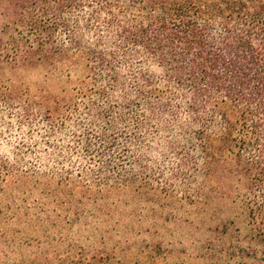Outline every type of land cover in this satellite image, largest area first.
<instances>
[{
    "label": "rangeland",
    "instance_id": "374dc122",
    "mask_svg": "<svg viewBox=\"0 0 264 264\" xmlns=\"http://www.w3.org/2000/svg\"><path fill=\"white\" fill-rule=\"evenodd\" d=\"M96 2L70 16L117 84L82 54L0 71V264H264L255 153L248 178L236 154L205 161L188 88L118 46L122 9Z\"/></svg>",
    "mask_w": 264,
    "mask_h": 264
},
{
    "label": "trees",
    "instance_id": "16d2710c",
    "mask_svg": "<svg viewBox=\"0 0 264 264\" xmlns=\"http://www.w3.org/2000/svg\"><path fill=\"white\" fill-rule=\"evenodd\" d=\"M94 1L0 0V71L50 75L82 54L108 67L117 84L112 52L86 48L79 20L70 16ZM99 1L97 17L107 7L122 9L118 46L140 49L168 83L190 91L188 110L197 118L192 125L205 161L236 154L248 178L245 156L255 153L257 179L264 181V0ZM11 95L0 87V100Z\"/></svg>",
    "mask_w": 264,
    "mask_h": 264
}]
</instances>
